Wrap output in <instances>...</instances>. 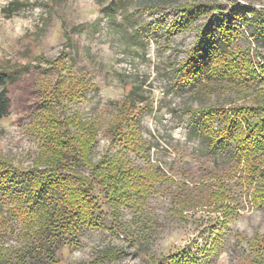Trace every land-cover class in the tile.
<instances>
[{
	"label": "rangeland",
	"instance_id": "obj_1",
	"mask_svg": "<svg viewBox=\"0 0 264 264\" xmlns=\"http://www.w3.org/2000/svg\"><path fill=\"white\" fill-rule=\"evenodd\" d=\"M193 4L196 10H188ZM124 17L103 12L97 0H0V76L19 71L0 87L10 99L9 114L0 119V157L33 167L44 129L38 115L47 104L57 116L96 121L95 160L120 151L151 176L143 208L125 207L119 222L108 213L103 229L80 226L57 249V264H158L167 258L171 264H264V250H253L255 239H264V205L252 202L233 155H213L188 130L184 114L201 104L250 105L254 96L229 87L194 98L178 87L181 65L196 45L210 52L216 42L264 59V0H172L152 10L130 9L131 28ZM73 76L87 82L81 96L64 87L63 104L45 99V90L54 92L57 82ZM130 92L136 101L125 107ZM131 107L142 148L122 151L111 145L108 126ZM217 186L236 197L225 226L209 206ZM19 229L2 238L14 253L21 248Z\"/></svg>",
	"mask_w": 264,
	"mask_h": 264
},
{
	"label": "trees",
	"instance_id": "obj_2",
	"mask_svg": "<svg viewBox=\"0 0 264 264\" xmlns=\"http://www.w3.org/2000/svg\"><path fill=\"white\" fill-rule=\"evenodd\" d=\"M171 1L97 0V4L107 14L121 12L131 28L130 9L152 10ZM187 7L196 10L194 7L198 6ZM214 43L210 52H205L201 45L190 51L181 65L178 87L190 91L194 98L200 93L210 97L229 87L251 91L254 98L250 105L230 102L228 108L220 103L189 107L184 111L189 116L188 130L204 141L213 155H233L240 178L251 191L252 202L261 206L264 205V59ZM17 73L1 74L0 87L14 80ZM86 85L84 79L73 76L63 84L57 82L54 92L45 90L44 97L61 105L60 100L69 93L64 87L71 92L77 88L76 93L81 96ZM132 94L124 102L125 107L135 103ZM9 108L10 99L4 88L0 90V119L9 114ZM52 109L47 104L40 109L38 122L44 124V129L40 132V153L32 168H19L0 157V264H29L34 259L41 264H57V249L80 226L103 229V217L108 213L119 222L125 207L143 208L140 199L149 192L151 176L120 155V151L94 159L101 132L96 121L84 120L76 114L57 116ZM133 109L126 114L122 109L108 126L111 145L122 151L142 148L135 129L137 113ZM217 187L209 206L221 213L218 224L225 226L236 212V197L230 189ZM14 226H20L22 242L15 253L2 241ZM253 250L262 255L264 239L256 238ZM172 260L163 259L158 264H171Z\"/></svg>",
	"mask_w": 264,
	"mask_h": 264
}]
</instances>
